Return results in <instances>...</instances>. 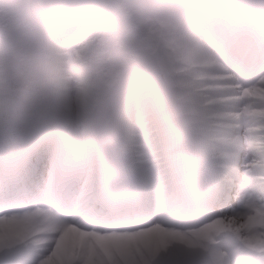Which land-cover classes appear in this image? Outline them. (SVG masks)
<instances>
[{"label": "snow or ice", "instance_id": "snow-or-ice-1", "mask_svg": "<svg viewBox=\"0 0 264 264\" xmlns=\"http://www.w3.org/2000/svg\"><path fill=\"white\" fill-rule=\"evenodd\" d=\"M245 43L237 34L205 46L217 71L190 69L180 105L167 102L155 74L136 72L112 119L83 135L34 110L12 94L7 78L0 80V264H97L96 248L107 251L106 242L123 233L96 236L66 227L47 258L35 247L27 261L9 253L27 247L42 221L81 207L120 223L128 219L127 209L160 203L151 211L162 217L165 205L156 195L161 188L175 189L188 215L215 216L219 192L257 155H244L243 142L253 127L264 137V111L253 126L243 103L246 85L257 77L264 84V36L251 61L241 58ZM258 91L264 97V87ZM258 157L264 165V141ZM254 211L264 217V209ZM144 219L147 226L137 233L166 230L161 220ZM68 247L78 251L64 259Z\"/></svg>", "mask_w": 264, "mask_h": 264}, {"label": "bare ground", "instance_id": "bare-ground-1", "mask_svg": "<svg viewBox=\"0 0 264 264\" xmlns=\"http://www.w3.org/2000/svg\"><path fill=\"white\" fill-rule=\"evenodd\" d=\"M188 3L195 0H100L82 6L68 0H0V80L7 78L12 94L34 110L51 115L69 133L83 135L112 119L139 71L140 58L152 60L156 55L163 66V76L155 75L162 81L157 88L167 102L180 105L191 79L190 69L217 71L215 62L205 57L208 43L199 34V22H208L219 41L237 34L246 37L244 45L251 50L242 48L240 55L249 61L260 54L264 36V11L248 18L234 3L196 11ZM246 86L249 93L243 103L255 126L264 111V97L258 91L264 84L257 77ZM105 87L109 95L102 98L100 90ZM250 139L262 145L264 137L253 127L249 139L243 142L244 155L257 154L241 166L236 176L244 182V188L234 186L232 190L238 196H229L215 216L205 215L190 228L165 227L164 232L137 233L147 224L119 232L100 230L96 236L107 232L123 235L115 237V242L110 238L105 244L107 251L96 248L97 264H233L240 249L254 252L258 257L255 260L264 264V242L260 240L264 217L254 211L264 209L255 176L264 171V165L256 167L258 152L249 148ZM66 227L91 233L83 223L53 217L42 221L29 245L9 253L10 258L27 261L30 247L49 257L56 237ZM245 228L254 231L253 237H244ZM73 235L78 236V232ZM252 242L263 248L251 249ZM230 247L239 249L238 253ZM73 251L78 250L66 248L64 259H69Z\"/></svg>", "mask_w": 264, "mask_h": 264}, {"label": "rangeland", "instance_id": "rangeland-1", "mask_svg": "<svg viewBox=\"0 0 264 264\" xmlns=\"http://www.w3.org/2000/svg\"><path fill=\"white\" fill-rule=\"evenodd\" d=\"M74 3L76 6L82 5L78 2H74ZM232 3L236 4L247 15V17H251V15L258 16L260 15L261 12L264 11V0H195V3H188V7L196 11V9L200 6L204 8L208 6L209 7L213 6V8L218 6L228 7ZM245 9H247V11ZM149 53L152 54V52ZM141 58H140V67H139V71L141 73H145V74L152 73L155 75L159 74L163 76V66L159 64V59L156 55L154 58H152L153 61L149 58H146L142 61ZM147 61L149 64H147ZM148 65L150 66V70L144 69V66L147 67ZM156 84L160 85L162 84V81L156 79ZM108 95H109V91H107V96H105V98H107Z\"/></svg>", "mask_w": 264, "mask_h": 264}, {"label": "water", "instance_id": "water-1", "mask_svg": "<svg viewBox=\"0 0 264 264\" xmlns=\"http://www.w3.org/2000/svg\"><path fill=\"white\" fill-rule=\"evenodd\" d=\"M77 1H80V2H82L84 4H91V3H94L97 0H77Z\"/></svg>", "mask_w": 264, "mask_h": 264}]
</instances>
